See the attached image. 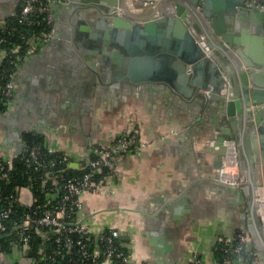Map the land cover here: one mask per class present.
Wrapping results in <instances>:
<instances>
[{"label":"crops","instance_id":"1","mask_svg":"<svg viewBox=\"0 0 264 264\" xmlns=\"http://www.w3.org/2000/svg\"><path fill=\"white\" fill-rule=\"evenodd\" d=\"M18 1L0 0V20L15 15ZM51 9L53 34L19 62L13 95L0 110V157L18 155L25 147L24 133L34 132L79 168L95 146L134 131L143 144L115 155L113 172L100 190L79 195L78 219L91 232L116 227L128 246L129 264H189L194 252L204 264H214L219 238L232 239L238 229L254 237L259 215L247 210L248 202L241 210L234 195L210 179L217 156L215 106L204 107L201 98L185 94L191 89L176 76L174 57L156 70L165 72L167 81L99 82L71 42L73 10L60 2ZM79 25L93 30L87 21ZM244 37L245 46L264 55V19L246 27ZM146 68L155 72L149 64ZM225 166L228 172L235 169ZM18 199L31 201L27 187ZM13 261L30 264L17 246L0 255V264Z\"/></svg>","mask_w":264,"mask_h":264},{"label":"water","instance_id":"2","mask_svg":"<svg viewBox=\"0 0 264 264\" xmlns=\"http://www.w3.org/2000/svg\"><path fill=\"white\" fill-rule=\"evenodd\" d=\"M131 1L140 8L125 0L62 3L74 12L71 42L86 70L102 83L119 78L167 81L168 75L156 70L174 57L176 76L191 89L185 94L216 109L217 156L210 179L234 195L241 210L246 202L250 210L256 208L257 193L264 198V55L245 46L244 32L264 19V7L259 6L264 0ZM150 2L154 4L144 6ZM80 21L89 22L94 31L82 30ZM142 70L144 74L137 73ZM229 140L236 143L240 160L236 183L226 179L231 175L224 170L234 164L227 154Z\"/></svg>","mask_w":264,"mask_h":264},{"label":"built area","instance_id":"3","mask_svg":"<svg viewBox=\"0 0 264 264\" xmlns=\"http://www.w3.org/2000/svg\"><path fill=\"white\" fill-rule=\"evenodd\" d=\"M163 1L168 0H157L155 3ZM54 2L64 3L66 0H19L15 18H3L0 20V63L2 59H6V62L12 65V70L9 72H6L4 67H0V104L3 107L13 95V76L19 62L24 56L35 51L42 42L53 34L54 18L51 4ZM128 2L136 8H140L135 6L134 2ZM152 4L154 3L150 2L147 5H143L151 6ZM125 13L129 17L134 16L127 12ZM19 26L31 28H27L28 31L26 32L21 30ZM14 33L16 37L25 41V50L20 51V44L10 38ZM259 105L251 104L250 107L254 108ZM141 144L143 142L138 134L132 131L118 135L107 146H95L92 150V155L85 160L86 170L65 179L57 204L45 208L39 215L30 216L26 214L23 217L16 230L17 243L14 246L18 247L19 243L27 244L30 238L28 232L30 225L44 226L46 227L44 237L47 238L50 233L58 234L55 240L63 239L67 251L71 248V233L78 234L75 243L79 246L81 257L75 261L70 259L67 264H101L104 260H109L113 264L114 258L118 259L122 264H129L128 246L116 227L106 226V232L102 230L99 235H95L72 212H78L80 209L82 204L79 195L83 191H98L103 187L105 180L102 177H95L99 169H106L105 173L110 175L114 169L115 155L120 151H127ZM41 148L39 144H31L24 148L25 163L28 167L37 169L54 166L55 159L45 161ZM60 158L66 162L70 161V156L64 152ZM6 162L10 164L11 159H6ZM225 168L226 166H224V170ZM0 169H2L0 178H8V172L3 170L2 164ZM49 196H54V194ZM259 205L260 203L255 208L256 213L260 217V224L255 236L253 237L248 231L241 229L236 231L232 239H225L223 244H228L233 252L239 253L244 245L251 240L254 250L253 254L248 258V264H264V217H261ZM7 215L8 210L0 211V233L5 232L3 218ZM89 236H93L91 249L86 245V239ZM100 240L103 242L102 245L99 243ZM223 248L227 249L226 246H223ZM43 252V255L39 258L29 259L30 264H46L47 255L44 249ZM229 259L225 258L224 262ZM239 260L240 258H233L231 264H240ZM189 264H204V262L201 256L194 252Z\"/></svg>","mask_w":264,"mask_h":264},{"label":"trees","instance_id":"4","mask_svg":"<svg viewBox=\"0 0 264 264\" xmlns=\"http://www.w3.org/2000/svg\"><path fill=\"white\" fill-rule=\"evenodd\" d=\"M8 18L14 19L15 15ZM19 27L26 32L28 31L27 28H31H26L25 26ZM10 38L20 44V51L25 50L26 44L23 39L16 37L15 33ZM0 67H4L6 72L12 70V65H9L6 62V59H2ZM2 107L3 106L0 104V109ZM23 137L25 147H28L31 144H39L44 153V160L49 161L50 159H55L56 162L52 167L47 166L46 168L37 169L28 167L25 163L24 149L11 159L10 164L6 162L5 158L0 157V165L2 164L3 170L8 172V178H0V211L5 209L8 210V215L3 218L6 235L0 237V255L9 253L17 243L16 230L23 217L26 214H29L30 216L39 215L45 208L57 204L59 202V193H62L65 179L69 176L80 174L85 171V160L88 156L92 155V152L89 153L82 166L75 168L70 166L69 162L61 160L60 156L63 152L48 148L44 144L43 138L40 134L25 132ZM1 170L2 169H0V173ZM105 172L106 169L101 168L96 172L95 177H102L105 180L109 176ZM23 187H27L30 191L31 201L29 203H22L18 199L19 190ZM50 194H54V196H49ZM72 213L78 217L77 212ZM106 230L107 229L104 228L103 232H106ZM45 231L46 227L44 226H29V241L27 244H18V247L22 250L23 256L28 259L39 258L43 255L44 249L47 255L46 264H67L70 259L75 261L81 257L79 246L75 243V240L78 237L77 233H71V248L67 251L63 239H60L59 241L55 240L58 234L50 233L48 237L45 238ZM224 240V238H219L214 244V264H231L233 258H240V264H248V258L253 254V245L246 243L241 252L235 253L228 244L223 245ZM99 243L102 245L103 242L100 240ZM86 245L91 249L93 245V236H89L86 239ZM223 246H226L227 249H224ZM225 258L230 259L224 262ZM112 262L113 264H122L116 258H114ZM8 264L20 263L18 261H13Z\"/></svg>","mask_w":264,"mask_h":264},{"label":"bare ground","instance_id":"5","mask_svg":"<svg viewBox=\"0 0 264 264\" xmlns=\"http://www.w3.org/2000/svg\"><path fill=\"white\" fill-rule=\"evenodd\" d=\"M227 154L228 157L231 161H233V165H235V169L232 172H228L227 170H225V172L230 173V177H226V179H228L231 182L236 183V178L239 176V162L240 160H238V152L236 149V143L233 140H229L227 142ZM238 164V166H237ZM224 178V177H223ZM258 191V190H257ZM260 193H262V189L261 187L259 188ZM264 198L263 195H259L257 193V201H259L260 205V211H261V217H264Z\"/></svg>","mask_w":264,"mask_h":264},{"label":"rangeland","instance_id":"6","mask_svg":"<svg viewBox=\"0 0 264 264\" xmlns=\"http://www.w3.org/2000/svg\"><path fill=\"white\" fill-rule=\"evenodd\" d=\"M250 206L249 204H247V210L250 211ZM252 212L256 213V209L255 208H252Z\"/></svg>","mask_w":264,"mask_h":264}]
</instances>
